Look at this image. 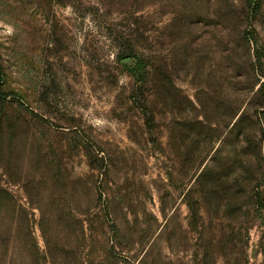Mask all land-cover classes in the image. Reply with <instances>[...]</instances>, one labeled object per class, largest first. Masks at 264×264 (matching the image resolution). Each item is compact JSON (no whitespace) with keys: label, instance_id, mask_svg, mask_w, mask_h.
Wrapping results in <instances>:
<instances>
[{"label":"rangeland","instance_id":"obj_1","mask_svg":"<svg viewBox=\"0 0 264 264\" xmlns=\"http://www.w3.org/2000/svg\"><path fill=\"white\" fill-rule=\"evenodd\" d=\"M0 66L32 221L31 194L104 264H264V0H0Z\"/></svg>","mask_w":264,"mask_h":264},{"label":"trees","instance_id":"obj_2","mask_svg":"<svg viewBox=\"0 0 264 264\" xmlns=\"http://www.w3.org/2000/svg\"><path fill=\"white\" fill-rule=\"evenodd\" d=\"M246 2L253 14L259 11L261 0H246ZM125 49L119 58L137 56L133 51H129V48ZM135 67L134 74L140 82H144L148 71L143 56L138 58ZM3 78V71L0 66V85ZM29 180L24 181L22 179L21 182L23 187L31 185L28 190L36 198L37 193H41L42 190L40 183L33 178ZM30 196L28 197L30 205H35L40 210L41 218L38 222L35 219L32 221L27 209L2 185L0 176V264H21L19 261L21 255H23L24 264H104L100 261L101 258L96 257L94 253L89 252L80 255L81 253L73 251L72 246L64 243L66 237L62 234L65 232L66 225L59 220L54 221L56 218L53 214L57 211L64 213L63 210L56 207L54 212L46 211L44 201H34L31 199L32 194ZM35 225L41 231L45 249L40 248L34 236ZM82 241H84L85 246V244H88V237L83 235ZM200 261L201 259L198 260L199 264L206 262V260L204 262Z\"/></svg>","mask_w":264,"mask_h":264}]
</instances>
